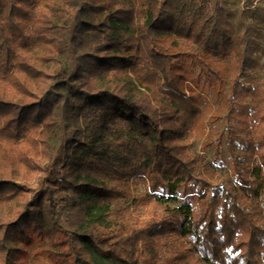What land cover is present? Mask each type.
Masks as SVG:
<instances>
[{"label":"trees","instance_id":"obj_1","mask_svg":"<svg viewBox=\"0 0 264 264\" xmlns=\"http://www.w3.org/2000/svg\"><path fill=\"white\" fill-rule=\"evenodd\" d=\"M228 0H0V264H264V88ZM231 174L190 142L224 86ZM32 177L34 182L28 180ZM134 177L147 181L135 192ZM207 188H210L209 191ZM160 197L190 201L168 206ZM151 207L140 219L134 211Z\"/></svg>","mask_w":264,"mask_h":264},{"label":"rangeland","instance_id":"obj_2","mask_svg":"<svg viewBox=\"0 0 264 264\" xmlns=\"http://www.w3.org/2000/svg\"><path fill=\"white\" fill-rule=\"evenodd\" d=\"M228 7L231 9L229 20L232 21L233 26L231 30V40L234 43V37L238 31L245 28L241 22L248 24L254 29L250 33L252 43L255 45L253 51V57L255 63L252 67L245 70V74L241 75V81L247 82L255 86L256 88H264V0H228ZM213 66L222 69L224 76V86L217 95V90H211L209 92L202 93L203 99V124L196 131L190 142V149L199 154L200 163L197 168L198 171L204 173L206 170L210 171L212 177L211 182L214 186H223L229 180L235 181L234 176L231 174L230 160L228 157L227 146H225L224 136L220 142V151L218 154L215 152L216 144L219 136L224 132L225 126V99L228 94V83L233 74V58L227 56L226 58L216 57L211 59ZM32 184L34 180L32 177L28 179ZM134 181L137 183L135 192H144L147 188V181L141 177H134ZM210 190V188H207ZM157 201L152 208L157 216L162 217L166 214V208L168 206H174L186 201H190L187 197L177 195L173 197H160L157 194ZM24 197H19L13 200L11 203H1L0 211L3 217L11 216L13 210H10L11 205H18L19 201ZM140 219H147L151 212V207L140 208L139 212L134 211ZM47 258L45 254L40 252L38 248H31L29 255L26 259V264H46Z\"/></svg>","mask_w":264,"mask_h":264}]
</instances>
